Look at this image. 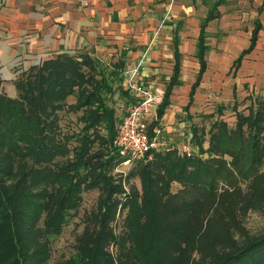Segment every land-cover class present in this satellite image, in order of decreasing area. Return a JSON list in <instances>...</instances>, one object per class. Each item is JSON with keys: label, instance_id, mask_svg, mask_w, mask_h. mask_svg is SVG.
Listing matches in <instances>:
<instances>
[{"label": "trees", "instance_id": "16d2710c", "mask_svg": "<svg viewBox=\"0 0 264 264\" xmlns=\"http://www.w3.org/2000/svg\"><path fill=\"white\" fill-rule=\"evenodd\" d=\"M227 2L216 0L201 24L196 54L200 69L186 112L208 70L207 28L218 17L217 8ZM262 30V22L256 19L250 45L231 70L234 75L257 49ZM173 51V73L154 125L163 120L175 88L182 85L183 56L177 36ZM127 55L128 50H123L118 60L108 64L92 52L57 54L18 75L15 98L1 89L0 79V264H47L51 238L60 235L72 213L83 207L84 193L95 189L106 192L98 211L88 216L98 229L86 225L77 241V255L65 264H116L107 252L112 242L122 250L118 264H126L130 242L145 264H180L174 260L176 255L198 245L190 227L206 201L222 195L220 182L243 183L252 194L264 195V96H248L251 102L245 113L239 110L236 87L231 106L234 126L221 118L228 106L202 114L203 120L211 121L210 128L190 126L198 155L175 148L146 157L126 176L128 182L139 179L141 189L133 186L125 194L123 180L115 183L111 172L126 162L115 141L122 122L120 103H130L123 77ZM71 97L76 99L74 104L68 103ZM64 110L81 113L77 132H64L60 115ZM174 184L181 186L177 192L172 191ZM115 193L126 198H115ZM119 210L127 212L129 229L120 239L111 227ZM221 225L214 219L207 222L215 230ZM214 243L220 247L209 257V264H264V234L238 242L228 233L217 237L216 230Z\"/></svg>", "mask_w": 264, "mask_h": 264}, {"label": "crops", "instance_id": "0c3cea01", "mask_svg": "<svg viewBox=\"0 0 264 264\" xmlns=\"http://www.w3.org/2000/svg\"><path fill=\"white\" fill-rule=\"evenodd\" d=\"M251 1L257 10L256 19L263 25L264 21L259 16L264 14V7L262 13L259 12V8L264 6V0ZM215 2L216 0L211 4L209 0H202L198 4L182 3L179 0H0V79L3 81L1 89L13 86L15 90L14 81L18 75L57 54L92 52L98 58L104 54L120 58L123 50H128L127 57L137 54L136 62L147 54L140 68L141 75L148 84L152 83L155 89L162 90L164 88L158 85V79L153 77L162 71L160 67L163 64V57L170 59L174 64L173 47L176 36L179 37L180 52L183 56L182 73L188 67H194L198 74L200 63L196 54L201 24L208 18ZM230 3L231 0H228L226 4L217 8L219 15L207 28L208 44L211 47L207 53L208 70L197 89L191 109L194 106L196 109L199 107L205 89H208L206 80L211 72L209 68L221 69V65H216L213 61L219 47L213 46L210 41L214 38L212 31L216 25L229 16L223 8ZM253 29L254 24L252 29L246 32L249 45ZM262 32L264 25L260 35ZM130 44H136L135 48L138 49L136 51L131 49ZM249 45L243 47L238 42L234 44L237 57L230 67L233 83L238 80L237 73L241 69L236 75L231 70L236 59ZM128 67L127 63L125 70ZM170 76L167 77L168 80ZM195 81L190 84L183 76L182 85L174 90L172 104L175 94L185 90L184 92H187L185 108L189 104L190 92ZM171 107L168 110H171ZM168 113L160 124L164 132L167 130L172 133L177 131L176 127L172 128L164 123L170 117ZM173 114L172 118H175V113ZM179 129H183L181 124ZM178 135L187 136L185 132Z\"/></svg>", "mask_w": 264, "mask_h": 264}, {"label": "rangeland", "instance_id": "374dc122", "mask_svg": "<svg viewBox=\"0 0 264 264\" xmlns=\"http://www.w3.org/2000/svg\"><path fill=\"white\" fill-rule=\"evenodd\" d=\"M182 3H201L202 0H179ZM213 0H209V4ZM223 11L229 15L226 20L220 21L212 36L214 37L210 43L219 47L216 56L213 57L215 64H220L221 69L209 68L211 72L207 77V87L205 94L200 102L199 107L196 109L194 106L189 114L184 110V106L187 104V92L179 91L174 97L171 110L167 113L170 117L164 121L168 126L175 128L177 131L166 130L165 135L174 144L175 148L180 150L182 154H194L198 155L199 151L192 145V142H188L186 136L178 135L181 132L189 133L190 126L193 123L204 125L207 129L210 128V120H203L202 114H210L217 110L221 105L228 106L225 109L224 115L221 117L227 121L231 126H234L236 122V115L231 110V106L234 103L233 89L236 86V96L238 104H240L239 110L248 113L246 109L251 100L248 96H264V32L261 33L258 47L255 52L247 57L241 70L237 73V81L233 83L231 80L232 73L230 72L231 63L237 57L234 44L236 42L242 44L243 47L249 45L247 31L251 30L254 24V20L257 17V10L253 6L251 0H231L230 5L223 8ZM264 21V14L259 16ZM237 19V20H234ZM174 20V18H172ZM264 25V24H263ZM245 31V32H244ZM192 33V32H191ZM238 40V41H237ZM131 45L135 51V45ZM242 47V48H243ZM142 49V47H139ZM234 48V51H233ZM133 50V52H134ZM238 50V49H237ZM101 60L104 63H114L118 57L114 55L104 54L100 55ZM127 63L132 66L137 60V54L127 57ZM169 60V61H168ZM217 61V62H216ZM163 64L161 72L153 77L158 79V85L164 88L168 81L167 77L171 75L173 69V62L170 59L163 57ZM219 62V63H218ZM182 77L193 83L197 77V70L194 67H188L183 70ZM10 97H16V89L13 90V86L3 90ZM76 99L74 97L69 98L68 103L74 104ZM119 106V105H118ZM117 106V107H118ZM119 114L122 116L124 110L127 109L123 103H120ZM175 113V118L173 117ZM62 126L64 132L71 133L77 132L80 128L78 117L81 113H70L67 110L61 111ZM170 120V122H169ZM179 124L183 129H179ZM208 143L205 144V147ZM186 150L188 152H186ZM145 158L132 160L130 163H122L114 168L111 172L115 183H119L121 180L125 194L131 192L133 186L141 189V183L139 179H132L130 182L126 181V176L133 172L137 164ZM264 171V168H263ZM181 186L174 184L172 187L173 192H177ZM105 190L95 189L90 192L84 193L83 207L80 210L69 217L68 224L64 227L63 232L54 236L50 240L51 254L47 264H65L66 261L70 260L77 255V241L86 231V225L92 226L94 229H98L93 223H90L88 216L98 211V204L101 196ZM218 192L222 195L212 201H206L204 206L200 208V211L196 214V221L194 225H191L192 234L195 240H199L201 244L194 248L187 249L184 254H177L176 259L180 261V264H209L212 260L209 258L217 249L220 247L214 243V238L220 233H228L231 238L235 241L240 242L244 237L261 236L264 234V195L251 193L246 185L243 183L230 185L226 184L225 181L220 182L218 186ZM106 193V192H105ZM115 198L125 199L126 196L120 193H115ZM126 211L121 212L120 210L116 214L111 227L114 230L115 237L120 239L121 236L126 235L128 232V226L126 225ZM214 219L221 223V226H216V230L212 227L207 226V222ZM87 222V224H86ZM221 228V229H220ZM199 238V239H198ZM185 246V244H183ZM107 252L114 260L116 264L120 262L122 258V250L119 243L112 242L107 248ZM126 264H145V261L138 249L135 248L131 242L126 247Z\"/></svg>", "mask_w": 264, "mask_h": 264}, {"label": "built area", "instance_id": "2783aa9c", "mask_svg": "<svg viewBox=\"0 0 264 264\" xmlns=\"http://www.w3.org/2000/svg\"><path fill=\"white\" fill-rule=\"evenodd\" d=\"M146 55L129 66L123 74L124 88L130 95V103L121 116L115 146L120 156L126 159L125 163L146 157L151 159L154 153H167L175 149L161 124L154 125L166 90L155 89L152 83L148 84L143 79L140 68ZM185 134L190 143L192 133Z\"/></svg>", "mask_w": 264, "mask_h": 264}]
</instances>
